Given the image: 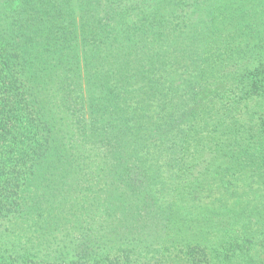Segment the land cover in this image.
Listing matches in <instances>:
<instances>
[{
    "label": "trees",
    "instance_id": "16d2710c",
    "mask_svg": "<svg viewBox=\"0 0 264 264\" xmlns=\"http://www.w3.org/2000/svg\"><path fill=\"white\" fill-rule=\"evenodd\" d=\"M0 264H264V0H0Z\"/></svg>",
    "mask_w": 264,
    "mask_h": 264
}]
</instances>
